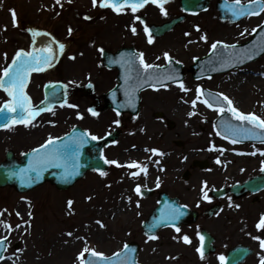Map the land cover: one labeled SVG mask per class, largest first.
<instances>
[{
	"label": "rangeland",
	"instance_id": "rangeland-1",
	"mask_svg": "<svg viewBox=\"0 0 264 264\" xmlns=\"http://www.w3.org/2000/svg\"><path fill=\"white\" fill-rule=\"evenodd\" d=\"M245 1L247 0H241ZM215 2L216 0H210L207 10L188 15L173 30L154 40L155 44L151 46L150 43L144 42L145 26L133 17L143 15L147 18L146 23L160 24L161 21L179 13V0L167 1V15H162L159 8L153 4H147L136 13H132L130 8L116 13L110 8L100 7L99 3L93 6L92 0H60L59 4L56 0H0V75L17 49L26 50L33 44L34 34H49L64 45L55 67L32 76L27 91L34 103L41 98L36 83L42 80H61L69 85L96 82V89L104 90L111 84L105 79H110L113 72H108L101 64L100 50L103 48L112 51L119 46L135 45L142 49L147 57L152 58L167 52L183 64L186 73L183 84L188 89L187 94H182L181 98L173 89L164 92L169 111L167 118L174 123L173 131L167 133L165 123L158 124L153 118L147 117L144 121L147 125L140 127L134 124L131 130L124 131L123 147L126 148L131 139H134L132 141L138 146L169 150L172 155L164 162L169 165H179L180 150L172 152L176 139L186 144V150L189 151L206 152L213 144L216 148L211 150H217L221 146L228 150L231 146L218 138L213 131L212 122L218 111L207 107L201 100L192 107L191 101L197 95L195 88L199 85L224 93L232 99L235 108L255 113L264 119V54L244 67V70L255 71L258 75L253 72L235 71L233 74L195 81L191 79L189 66L194 58L206 54L214 42L233 44L247 40L252 29L259 25L261 18L263 19L264 11L251 16L253 18L247 17L230 23L218 20ZM10 10L15 11V24ZM132 26L136 28L135 33L132 32ZM30 30H35V33ZM202 36L207 39H201ZM246 78L249 79L245 81L244 87L241 86L243 93H240L237 84ZM6 99L7 94L0 90V103ZM72 101L74 102V99L69 100L68 104L55 107L31 124L1 129L0 162L4 161L7 150H11L14 157L19 158L21 153L48 139L49 135L59 136L73 124L82 126L83 117L77 115L76 107H71ZM85 103L84 101L80 103L81 106H76L81 108ZM178 106H182L181 112L178 111ZM156 107L158 108L155 105V109L151 111L155 112ZM159 109L165 112L162 108ZM189 112H194V115L189 116ZM160 130L161 133H167L165 137H169L159 138L155 135ZM258 149L263 151L264 145L249 150L256 155ZM116 154L117 152L105 153L109 158ZM154 155L148 152L144 157L147 159ZM263 158L229 157L233 165H227L226 159H222V163H225L220 164L229 172L244 160L251 161L250 166H256ZM156 160L154 157L152 162L147 163L148 159L144 162L149 169L157 166ZM155 170L151 176H145L142 172L139 176L141 179L151 180L150 183L160 177L162 178L159 183H163L173 176L171 172L164 174L159 169ZM105 176L86 173L84 178L63 192H58L49 184L25 194L17 193L12 187H1L0 220L12 225V228L8 229L0 224V236L7 237L8 240L5 259L1 263L8 261L9 264H77V254L86 244L104 254L115 250L118 239L124 236L119 226L127 215L122 210L126 207L127 191L120 174ZM69 200L72 201L71 206ZM152 203V200H144L141 203L144 209L146 208L145 212ZM17 212L20 215H16ZM17 224L20 225L19 228L15 227ZM55 245L71 246L69 256L58 261Z\"/></svg>",
	"mask_w": 264,
	"mask_h": 264
},
{
	"label": "flooded vegetation",
	"instance_id": "flooded-vegetation-1",
	"mask_svg": "<svg viewBox=\"0 0 264 264\" xmlns=\"http://www.w3.org/2000/svg\"><path fill=\"white\" fill-rule=\"evenodd\" d=\"M122 47L119 46L112 51L115 52ZM136 48L144 54V59L150 64H164L166 58L163 53L155 55L154 58L148 56L149 59H147L143 50ZM106 70L113 74L110 79H105L111 84L102 91L96 89V82H85L82 85L65 84L68 91L67 99H74L73 105L81 106L80 103L86 102L83 107H76L77 113L82 114L84 130L97 137H102L116 129L120 131L115 143H111L103 149L104 154L117 152L116 156H110V158L105 155L107 160L118 161V165L108 164L105 173L116 176L120 174L127 191L126 207L122 209L127 215L123 217L119 226V230L124 233V236L118 239L116 252L123 249L127 243L130 246L127 250L128 264L130 263L129 255L133 252L134 245H137V262L139 264H223L224 260L221 261L220 257L223 256L225 259L231 250L236 249L234 250L235 258H241L251 250V255L240 264H260V257L264 255V249L261 248L260 241L254 237L259 236L264 239V228L256 227L257 222L261 219V214L264 213V188L252 185L245 191L242 184L259 174L264 164L250 166L251 161L244 160L237 168L228 172L222 167L225 162H221L222 164L216 162L217 157L228 160L227 165L231 166L233 162L229 160V157L243 159L248 155H233L232 151L223 152L222 150L189 151L186 150V144L182 143L181 145L174 144L172 147V152L180 150L179 165L165 164V160L172 153L161 148H158L159 152L149 158V161H152V158L155 157L159 166L162 167L163 173L171 172L172 177L159 183V186L156 181L150 183L151 180L142 181L140 178H134L129 173L133 172L135 168H128L127 162H142L145 153L150 152L146 149L155 147L144 148L138 146L132 141L134 139H131L129 145L124 148L122 145L123 133L131 130V126L134 124L139 126V120L141 125L143 118L147 117L153 118L158 124L167 123L169 111L163 92L166 87L141 91L140 108L136 117L116 113L111 109L105 110L103 109L104 94L119 83V80L116 79L118 70ZM42 82L43 80L36 83V88L40 91L46 81ZM133 82V79L128 80L129 84ZM239 87L241 86L238 85V92L243 93ZM239 96L242 98L241 94ZM117 99L121 101L122 96ZM155 105L158 106L157 110L151 111L153 108L155 109ZM159 108L165 112L159 111ZM89 109L97 114L93 115ZM116 120H119L120 123H114ZM171 131L173 129L167 130V133ZM167 133L163 131L161 133L160 130L156 135L159 138H168L169 136L165 137ZM241 148L243 145L239 146L238 150ZM137 184H145L143 187L141 186V192L143 188H149L150 196L143 197L138 194L134 190ZM202 189L212 197L211 200L202 198ZM162 192L170 200L168 211L178 207L185 215V221L182 219L183 221L177 226L180 228L179 232L170 225L159 230L153 236H146L142 232L141 225L146 219L147 211L145 212L146 208L144 209L141 203L144 200L156 198ZM137 201H139V205H137ZM185 235L190 238V243L184 241ZM201 237H203V241ZM198 248L202 249L203 255L197 251Z\"/></svg>",
	"mask_w": 264,
	"mask_h": 264
},
{
	"label": "snow or ice",
	"instance_id": "snow-or-ice-1",
	"mask_svg": "<svg viewBox=\"0 0 264 264\" xmlns=\"http://www.w3.org/2000/svg\"><path fill=\"white\" fill-rule=\"evenodd\" d=\"M153 3L157 4L160 8V11L162 14L167 15V9L165 8V4L167 3V0H92L93 6H96L97 3H99L100 7H111L113 11L116 13L124 12L127 8L131 9L132 13H136L138 9L143 8L145 4L147 3ZM56 3L59 4L60 0H56ZM226 9L232 13L235 17H240L244 15H251L256 14L259 15L261 11H264V0H247V5L242 4L241 0H233V2L230 5H225ZM12 11L13 16V22L15 24V11ZM134 20H141L140 16H134ZM264 24V22H262ZM6 27V26H5ZM261 25H257L255 28L252 29V32H256L257 28H260ZM145 32L149 33L148 36V42L152 43V36L150 34V29L145 24ZM35 33V30H30ZM69 32H71V29H69ZM132 32H136L135 26H132ZM201 39H207L206 36H202ZM58 44V47L60 50H63L64 45L62 43H59L58 41H54ZM222 42H214L212 44V49H216L218 44ZM226 48H235V45H225ZM36 49H33L31 52H25L24 49H18L16 53L11 58V63H9L6 67L2 69L3 75H0V89H3L9 97H11V100H5L2 105H0V113L4 114L5 120L9 119V114H15L12 116L13 123H24L25 125L31 124L32 120L35 119L36 116L40 114L42 111L41 108L33 106L31 104L30 97H28L27 93L24 92V87L26 85V82L29 78V74L31 71H41L42 69L39 67L40 64H46L49 62L50 59H53L54 56L49 50L48 55H42L39 59H37L36 56ZM41 53L44 51V49L39 50ZM140 57V63L143 64L145 73L148 75L149 80L152 79H159V74L157 73V69L161 66L148 64L144 61L143 56L144 54L138 53L136 54ZM164 56L167 58L169 54L167 52L164 53ZM5 57L7 58V54H5ZM252 55L245 52L242 57L238 58L239 62H242L243 59H251ZM135 60V56L128 57L127 63L131 65ZM50 66V65H49ZM149 70H152L149 72ZM264 75V73H262ZM138 79H143L142 77L138 76ZM164 79L172 80L173 77L170 75H165ZM144 83H147V80L143 81ZM164 87H167V85H162ZM180 88L184 91H188V89L185 87L183 82L181 81L179 84ZM196 98L191 101V104L193 106L196 105L198 100H201L202 96L208 95L215 98V102L213 103L209 99H203V103L209 107L214 108L216 107L217 111L223 112L224 107L222 105V101L219 99V97H223V101H227L228 105V111L233 114V116L241 121L240 124H233L232 121H223L225 132L230 133L233 137H242V138H253V139H261L264 140V132L260 131L261 129H264V119H262L259 115H256L255 113L249 112L245 113L238 108H235L232 106V101L229 99L228 96H226L224 93L217 94L214 93H205L204 90L197 85L196 88ZM52 95H55V92L52 93ZM42 104L44 101L41 102ZM65 103L67 101L65 100ZM71 107H77L76 105H71ZM90 112H92L93 115H96L92 109H89ZM78 116H81L79 112L77 113ZM189 116L194 115V112H189ZM27 116V119L24 117ZM243 122H247L246 126ZM114 123L119 124L120 121L116 120ZM11 124L4 123L0 124V127L8 128L11 127ZM220 134L219 132L217 133ZM84 135H91L93 140L102 139V137H97L95 135H92L91 133H88L85 130V133H82L78 138H75L71 143H65V144H59V138L58 137H52L49 135L48 139L45 140V142L41 145H39L37 148L32 149L31 155L32 159L29 162V165L26 169L22 168L19 170V175L22 177V183L23 182H31L32 176L29 175V173H35L36 178H39L40 172L47 166H51L53 164H59L62 160H67L69 158V153H71V156L73 159H75L76 155L79 152V147L82 143H85L86 141L83 139ZM225 139H228L229 136L225 135ZM237 140L235 138L232 139V143H236ZM115 143V141H113ZM216 148V145H211V149ZM147 151H151L153 154H156L159 152V149L152 148V149H146ZM257 151H260L259 149ZM255 155V152L252 153ZM216 162L220 163L219 157L216 158ZM105 163L108 164H117L118 161L116 160H107L105 159ZM264 164V162H262ZM65 167V173L64 176L67 177L69 175H74L75 171L78 167V165L74 162L71 166V171L68 170V165L64 164ZM128 168H135V172L129 173L134 178L142 172L145 176L147 175V169L148 165L147 163H143L141 161H130L127 162ZM99 171V169H97ZM13 175H16V173H12ZM101 175H106L105 172L101 171ZM206 185V182H205ZM157 186H159V178H157ZM138 194L142 195L141 192V185L137 184L134 189ZM202 191V198L205 200H211L212 197L208 195L206 191L203 189ZM130 199V198H129ZM69 206H71L72 201L69 200ZM137 205H139V201H137ZM186 207V206H185ZM236 207H239V205H236ZM2 214V213H0ZM16 215H20L19 212L16 213ZM183 213L180 211V209L172 208L170 212L167 214L165 218H162L166 221H176L179 220L180 216H182ZM25 223H27L25 221ZM0 224H2L5 228L11 229L12 225L8 223L5 220H0ZM103 226V225H102ZM16 228H19L20 225L17 224L15 226ZM172 227L175 228L177 232L180 231V228L176 226L175 223H172ZM256 227L258 229L264 228V213L261 214V219L257 222ZM71 235V233H69ZM199 235V233H198ZM155 238V237H151ZM184 241L186 243H190V238L185 235L183 237ZM254 239L260 241V246L262 249H264V239H261V237L257 236L254 237ZM201 240L203 241V237H201ZM7 244V237L0 236V250H4ZM128 244L125 243L124 248L119 250L116 253H113L111 257L106 256L103 252L96 251L94 248H91L85 245V247L77 254L79 264H128L126 255L124 259H117V257L121 256L122 253H125L128 249ZM198 252H201V255H203L202 249L198 248ZM85 253L88 254V257H85ZM99 258V259H93ZM5 259V256L0 254V261H3ZM221 261L224 260V257H220ZM260 264H264V255H261L260 257Z\"/></svg>",
	"mask_w": 264,
	"mask_h": 264
},
{
	"label": "water",
	"instance_id": "water-1",
	"mask_svg": "<svg viewBox=\"0 0 264 264\" xmlns=\"http://www.w3.org/2000/svg\"><path fill=\"white\" fill-rule=\"evenodd\" d=\"M208 3V0H181V8L184 11H190V12H197L200 10H203L206 8ZM225 5L222 2V5H220L219 9L221 11V17H230L231 20H236L239 17H235L232 15L231 12H229ZM241 17V16H240ZM180 20V18L174 19L171 22L160 26V27H152L150 31H152L154 34H162L166 32L167 30L171 29L175 23H177ZM44 36H49V34L41 35L38 37V46L31 47L29 49V52H31L33 49H36V56L37 59L40 58L42 55H48L49 50H51L54 58L50 59L48 63L46 64H40L39 67L41 69L47 68L49 65L53 64L56 55L58 54L59 48L57 43H55L53 38H48ZM55 44V45H54ZM235 48H226L222 44H218L216 49H212L210 54L206 57L195 59V63L192 66L194 70V74L197 76V74L201 71L203 74L210 75L214 73V68L218 62H214L213 58L216 57H222L225 58L226 61L229 63L238 61L236 65L244 64L248 61L255 60L257 57H259L264 52V24L263 26L254 34L252 39L242 45H235ZM44 49V51L41 53L39 50ZM247 52L248 54L252 55L251 59H243L242 62H239L240 57L243 56V54ZM106 58L108 56H105ZM11 63V62H10ZM231 65V64H230ZM228 67L227 69H229ZM226 69V70H227ZM35 71V70H33ZM32 72V71H31ZM3 75V74H2ZM202 75V74H199ZM28 81V80H27ZM27 84V82H26ZM26 86V85H25ZM25 89V87H24ZM25 92V91H24ZM55 92V95L53 96L52 93ZM63 93H62V86L60 84H53V85H46L44 87V103L42 104L39 102L36 107H39L42 109L41 112L44 110L50 109L53 104H59L62 102ZM11 100V97L9 98ZM3 104V103H2ZM1 104V105H2ZM110 104H107V107H110ZM224 107V106H223ZM125 109V108H124ZM40 112V113H41ZM15 114H9V119L5 120L4 114L0 113V124L8 123V124H18L13 123L12 116ZM27 119V116L24 117ZM223 121H232L233 124H240L241 121L237 120L231 112L228 111L227 108L224 107V113L221 114V116L216 121V129L217 131L222 135H228L229 137H233L230 133L225 132ZM245 125L247 122H243ZM2 128V127H0ZM246 139V138H245ZM247 139H253V138H247ZM259 140V139H254ZM91 146L88 148H85L84 145L79 147V152L76 155L75 159L72 158L71 153H69V158L65 161L62 160L59 164H53L51 166L45 167L39 174V178H36L35 173H29V175L32 176L31 182H21L22 177L19 175V170L24 168L26 169L29 165L30 160L32 159L31 152L27 154H23L20 161L16 160L13 157V154L11 151L6 152V160L2 163H0V187L10 185L14 186L18 191H27L29 189H32L36 187L37 185L41 184L44 181H49L50 183L54 184L58 189L64 190L69 188L77 179L81 178L85 171L87 169H104V160L101 157L100 153V147H98V142H90ZM65 144V143H63ZM91 153H89V151ZM76 163L78 165L75 174L69 175L67 177L64 176L65 173V167L64 164L68 165V170L71 171V166L73 163ZM12 173H16V175H13ZM263 177V185H264V174L261 177H257V179H262ZM252 181H255L254 179ZM249 183V184H248ZM252 183V182H251ZM250 181L247 182V186H249ZM156 215V211L154 212V216ZM152 217V219L154 218ZM159 216H156L152 222H156ZM3 253V250H0V254ZM232 261L230 259V264Z\"/></svg>",
	"mask_w": 264,
	"mask_h": 264
},
{
	"label": "bare ground",
	"instance_id": "bare-ground-1",
	"mask_svg": "<svg viewBox=\"0 0 264 264\" xmlns=\"http://www.w3.org/2000/svg\"><path fill=\"white\" fill-rule=\"evenodd\" d=\"M37 33V32H36ZM41 35H43V34H34V36H33V40H34V42L37 44L38 43V37L39 36H41ZM49 37H51V36H49ZM56 41V40H55ZM58 45V44H57ZM59 48V47H58ZM59 51H60V49H59ZM238 78V77H237ZM33 106H35L34 104H33ZM181 110H182V106H178V111H180L181 112ZM54 246V245H53ZM71 246H69V247H64V246H62V245H59V246H56L55 245V256H56V259H58V261H61V260H63L64 258H66V257H68L69 256V253H70V251H71ZM0 264H9V262L7 261H5V262H3V263H0ZM11 264V263H10Z\"/></svg>",
	"mask_w": 264,
	"mask_h": 264
}]
</instances>
